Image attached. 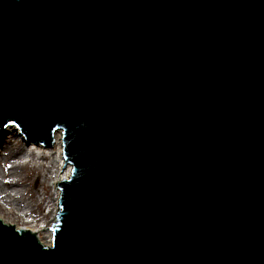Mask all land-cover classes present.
Masks as SVG:
<instances>
[{"label":"water","instance_id":"95a60500","mask_svg":"<svg viewBox=\"0 0 264 264\" xmlns=\"http://www.w3.org/2000/svg\"><path fill=\"white\" fill-rule=\"evenodd\" d=\"M7 124L72 171L0 264H264V0H0Z\"/></svg>","mask_w":264,"mask_h":264},{"label":"bare ground","instance_id":"6f19581e","mask_svg":"<svg viewBox=\"0 0 264 264\" xmlns=\"http://www.w3.org/2000/svg\"><path fill=\"white\" fill-rule=\"evenodd\" d=\"M21 136L20 140L19 137ZM63 132L62 130H56L53 133L52 148H44L41 146H36L34 143H26L25 138L21 135V131L16 126V124H9L7 130H4V135L2 141H0V165L7 168V163L9 160L17 162L20 159V155L26 150L25 146L32 147L31 152L27 155L29 158H35L38 160H44L50 158L52 161L48 168V173L46 177H50V188L52 189L51 194L47 202L41 201L42 193L37 198V203L48 209V214L50 219L46 222L44 216L42 219L37 218L36 215L32 214L34 211L32 208L25 207L24 209H16L15 213H11L10 210H3L0 208V220L7 224L13 225L16 229H23L26 226L33 225L32 232L37 236V238L43 242L45 245H51L53 238L52 227L55 224L60 210L59 200L61 192L59 189V184L68 179L71 175L72 166H66L63 161ZM27 157V156H26ZM24 156V159H26ZM4 163V164H3ZM27 164V160L23 164H19L14 167V171L19 168H24ZM41 164L44 163L41 161ZM40 164V166H41ZM13 171V172H14ZM3 185L9 188H18L20 183L16 182L14 179L4 176ZM25 210V211H24ZM6 214H4V213ZM35 222H40L35 225Z\"/></svg>","mask_w":264,"mask_h":264},{"label":"rangeland","instance_id":"374dc122","mask_svg":"<svg viewBox=\"0 0 264 264\" xmlns=\"http://www.w3.org/2000/svg\"><path fill=\"white\" fill-rule=\"evenodd\" d=\"M7 126L4 129L5 131L7 130ZM20 138L21 136L19 137V140ZM25 148L26 150L20 155L19 161L13 162L12 160H9L6 162L9 169L0 165V208L15 213L16 209L29 207L34 211L32 214L40 219L44 216L45 221L47 222L50 219L48 209L37 203V198L42 193L41 201L45 204L50 197L52 191L50 188L51 179L50 177H46V175L48 173L47 167H49L52 160L50 158L44 160H38L36 157L29 158L27 153L31 152L33 149H31V146H25ZM24 156H27L26 159H24ZM26 160L27 164L24 168H19L16 171L13 170L15 166L23 164ZM41 161L44 163V166L41 164ZM4 176L19 182V187L9 188L8 190V188L3 185ZM57 221L58 216L56 222ZM36 223L39 224L40 222ZM28 227L32 229L33 225H29Z\"/></svg>","mask_w":264,"mask_h":264}]
</instances>
